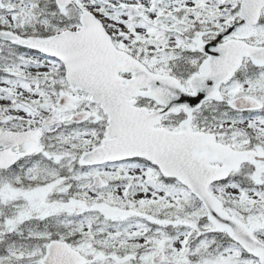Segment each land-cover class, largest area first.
Wrapping results in <instances>:
<instances>
[{
  "label": "snow or ice",
  "instance_id": "1",
  "mask_svg": "<svg viewBox=\"0 0 264 264\" xmlns=\"http://www.w3.org/2000/svg\"><path fill=\"white\" fill-rule=\"evenodd\" d=\"M0 264H264V0H0Z\"/></svg>",
  "mask_w": 264,
  "mask_h": 264
}]
</instances>
